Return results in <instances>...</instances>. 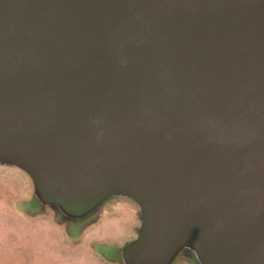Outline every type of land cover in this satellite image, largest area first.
<instances>
[{
	"label": "water",
	"instance_id": "95a60500",
	"mask_svg": "<svg viewBox=\"0 0 264 264\" xmlns=\"http://www.w3.org/2000/svg\"><path fill=\"white\" fill-rule=\"evenodd\" d=\"M0 169L70 237L126 205L108 264H264V0H0Z\"/></svg>",
	"mask_w": 264,
	"mask_h": 264
},
{
	"label": "rangeland",
	"instance_id": "374dc122",
	"mask_svg": "<svg viewBox=\"0 0 264 264\" xmlns=\"http://www.w3.org/2000/svg\"><path fill=\"white\" fill-rule=\"evenodd\" d=\"M4 172L0 169V264H103L98 242L118 243L132 234L126 215L131 211L121 203H106L107 213L77 237H70L51 213L27 219L22 178Z\"/></svg>",
	"mask_w": 264,
	"mask_h": 264
},
{
	"label": "crops",
	"instance_id": "0c3cea01",
	"mask_svg": "<svg viewBox=\"0 0 264 264\" xmlns=\"http://www.w3.org/2000/svg\"><path fill=\"white\" fill-rule=\"evenodd\" d=\"M25 218L30 219V220H34L33 218H31V217H27V216H25ZM40 220H44V219H40ZM103 264H108V263L103 262Z\"/></svg>",
	"mask_w": 264,
	"mask_h": 264
}]
</instances>
